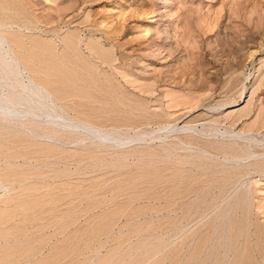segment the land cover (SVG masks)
<instances>
[{"label": "rangeland", "instance_id": "rangeland-1", "mask_svg": "<svg viewBox=\"0 0 264 264\" xmlns=\"http://www.w3.org/2000/svg\"><path fill=\"white\" fill-rule=\"evenodd\" d=\"M0 264H264V0H0Z\"/></svg>", "mask_w": 264, "mask_h": 264}, {"label": "bare ground", "instance_id": "bare-ground-1", "mask_svg": "<svg viewBox=\"0 0 264 264\" xmlns=\"http://www.w3.org/2000/svg\"><path fill=\"white\" fill-rule=\"evenodd\" d=\"M35 90H36V92H39V93L42 92L39 88H36ZM43 95H44V93H43Z\"/></svg>", "mask_w": 264, "mask_h": 264}]
</instances>
